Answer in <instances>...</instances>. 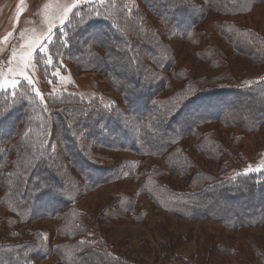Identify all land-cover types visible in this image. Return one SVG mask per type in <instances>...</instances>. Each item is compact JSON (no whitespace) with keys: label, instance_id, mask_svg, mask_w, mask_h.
Wrapping results in <instances>:
<instances>
[{"label":"trees","instance_id":"obj_1","mask_svg":"<svg viewBox=\"0 0 264 264\" xmlns=\"http://www.w3.org/2000/svg\"><path fill=\"white\" fill-rule=\"evenodd\" d=\"M262 4L95 0L75 9L66 25L67 46L59 34L49 45L53 66L65 58L75 71L107 77L123 106L108 109L72 91L41 99L26 81L0 90V112L5 113L0 119V209L7 213L0 222V264H37L53 255L57 264H146L119 252L101 229L127 218L136 221L140 195L192 222L212 221L232 231L264 227V170L228 174L223 157L235 153L207 129L218 123L248 133L264 129V78L249 82L230 62L236 55L264 65V35L229 19L213 30L202 27L210 14L230 18ZM176 38L192 45L206 41L197 56L213 73L174 70L169 41ZM188 138L198 141V155L183 151ZM133 156L161 158L167 168L140 175ZM200 157L220 164L218 171L205 169ZM173 175L187 181L183 189L163 179ZM126 176L138 183L136 192L120 193L98 215L79 210L86 193ZM44 219L57 221V244L40 230L18 231ZM167 239L162 256L178 264L177 250L188 238L167 234ZM235 241L214 239L201 245L198 258L183 264H222L220 258L236 254Z\"/></svg>","mask_w":264,"mask_h":264},{"label":"rangeland","instance_id":"obj_2","mask_svg":"<svg viewBox=\"0 0 264 264\" xmlns=\"http://www.w3.org/2000/svg\"><path fill=\"white\" fill-rule=\"evenodd\" d=\"M95 0H79L71 12L67 13V19L62 21L64 7L73 3V0H0V73L8 80L26 81L23 77L27 75L32 81V88L39 98L44 99L48 94H56L61 91H72L79 94L87 101L96 98L105 108L114 104L123 106L120 97L110 86L109 79L95 72L75 71L67 59L60 58L53 66V56L49 51V45L53 42L54 35L59 34L62 41L68 35L66 25L75 9L85 6ZM101 2L103 0H97ZM138 4H141L138 2ZM230 20L241 26L256 27L264 35V4L254 8L247 14L226 17L210 14L202 27L213 30L214 25L222 24ZM49 28L52 29L50 39ZM175 52L174 70H184L200 75L212 74L208 63L201 61L197 52L206 48L207 42L201 40L199 45H192L181 38L169 41ZM38 43H43L48 55H43L37 48ZM36 49L35 52L32 50ZM48 56L52 57V63L48 64ZM247 81L252 82L264 78V65L257 64L245 57L234 56L230 59ZM42 67V68H41ZM44 70V71H43ZM56 75H53V73ZM170 83L180 87V83L174 79ZM4 90H13L10 86ZM207 129L216 131L219 139L231 149L234 156L227 154L223 157L227 173H250L264 170V129L248 133L241 129H227L218 124H212ZM198 141L195 138L185 139L181 147L184 152L192 156L198 155L195 146ZM120 155V156H119ZM119 157L130 156L118 154ZM131 157V156H130ZM139 161L140 175L151 171L155 167L167 168L161 158H141L133 156ZM204 168L214 172L218 171L219 165L213 161L201 158ZM170 187L183 189L187 181L176 176L163 177ZM138 189V183L129 176L123 180L114 182L99 189L86 193L78 202L79 210L88 216L98 215L104 210L111 200L123 192L133 193ZM142 206L136 221L127 218L112 225H101L105 238L117 250L129 258L140 260L146 264H168L164 260L161 244L168 242L167 234L182 235L188 238V244L177 250L181 256L178 264H183L187 258H198L201 253V245L214 239L234 238L236 254L220 258L222 264H260L264 260V227L251 228L242 231H232L212 221L192 222L182 218L171 216L162 209L153 206L152 201L145 195L139 196ZM145 211H144V210ZM4 209H0V222L6 215ZM57 221L52 219L39 220L26 226L18 228V231L40 230L46 239L51 237L52 244H57L61 238L56 236ZM166 235L162 240L159 231ZM2 229H0L1 231ZM8 232L7 234H9ZM6 234V235H7ZM7 238V237H6ZM9 238V237H8ZM4 234L0 233V241ZM165 242V243H164ZM58 258L53 255L43 262L37 264H57ZM246 264V263H245Z\"/></svg>","mask_w":264,"mask_h":264},{"label":"snow or ice","instance_id":"obj_3","mask_svg":"<svg viewBox=\"0 0 264 264\" xmlns=\"http://www.w3.org/2000/svg\"><path fill=\"white\" fill-rule=\"evenodd\" d=\"M21 2H23V0H21ZM78 2H79V0H73V3H72V4H70V5H66V6L64 7V16L62 17V21H63L64 19H67V13L71 12L72 9L76 6V4H77ZM177 30H179V29H178V26H177ZM51 35H52V29L49 28L48 36H46L45 39H46V40H47V39H50V38H51ZM61 43H62V46H65V47L67 46V42H66V41H62ZM37 48L40 50V52H41L43 55H46V56L48 55V50L45 49L43 43H38V44H37ZM32 51L35 52L36 49H33ZM47 62H48V64H51V63H52V57H51V56H48V61H47ZM53 75H56V73L54 72ZM23 78H24L25 80H27L28 83H29L30 85L32 84L31 79H30L27 75H24ZM18 83H19V82H18L17 80H15V79H13V80L5 79V78L3 77V74L0 73V90H4V89L8 88L9 86H10L11 88L15 89V88L18 86ZM37 95H40L38 91H37ZM4 115H5V113L0 112V119H2ZM82 243H83V242H82Z\"/></svg>","mask_w":264,"mask_h":264}]
</instances>
